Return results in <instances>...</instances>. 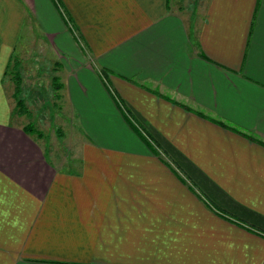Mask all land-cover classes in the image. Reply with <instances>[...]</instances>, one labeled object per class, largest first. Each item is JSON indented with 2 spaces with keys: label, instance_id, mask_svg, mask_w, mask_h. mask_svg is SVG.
<instances>
[{
  "label": "crops",
  "instance_id": "0c3cea01",
  "mask_svg": "<svg viewBox=\"0 0 264 264\" xmlns=\"http://www.w3.org/2000/svg\"><path fill=\"white\" fill-rule=\"evenodd\" d=\"M0 264H264V0H0Z\"/></svg>",
  "mask_w": 264,
  "mask_h": 264
},
{
  "label": "rangeland",
  "instance_id": "374dc122",
  "mask_svg": "<svg viewBox=\"0 0 264 264\" xmlns=\"http://www.w3.org/2000/svg\"><path fill=\"white\" fill-rule=\"evenodd\" d=\"M189 1L191 4L195 2V0ZM40 69L49 70L48 63L42 64ZM43 82L45 85H48L50 84L51 79L43 80ZM57 83L61 85L59 79ZM54 92V97L56 98L59 95V91L57 93L54 89ZM41 94L42 99L37 101L35 107H32L25 96L22 79V92L20 99L23 101L25 110L24 112L18 113L19 110L16 107L15 112L20 116L26 115L32 117L33 115V119L28 121V123L24 122L26 127L31 125L33 128V134L37 138L39 136L43 138L42 142L45 144L49 154L53 153L58 156L60 160L62 159V163L68 165L64 167V169L69 170L70 165H75L77 161L76 150L78 147V138L76 137V127L71 121H69V119L65 118V116L60 113L63 107L57 98H49V91L46 92L45 88ZM40 116L41 120L39 118Z\"/></svg>",
  "mask_w": 264,
  "mask_h": 264
},
{
  "label": "trees",
  "instance_id": "16d2710c",
  "mask_svg": "<svg viewBox=\"0 0 264 264\" xmlns=\"http://www.w3.org/2000/svg\"><path fill=\"white\" fill-rule=\"evenodd\" d=\"M20 60L17 57H12L10 60V64L7 67V72H6V76L10 75L12 77V80L14 82L15 85V90H14V98L16 101V107L18 108L19 112H24V105H23V101L20 99V95L22 92V74L20 71ZM58 79L55 77L53 80L54 83V89L55 91L58 93V91L60 90V84L57 83ZM25 131L27 133L33 134V128L32 126H28L25 127Z\"/></svg>",
  "mask_w": 264,
  "mask_h": 264
}]
</instances>
